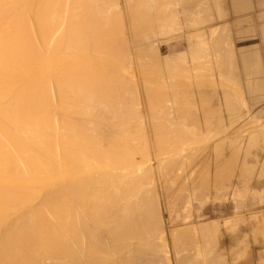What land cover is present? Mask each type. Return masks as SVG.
I'll return each mask as SVG.
<instances>
[{
    "label": "bare ground",
    "instance_id": "1",
    "mask_svg": "<svg viewBox=\"0 0 264 264\" xmlns=\"http://www.w3.org/2000/svg\"><path fill=\"white\" fill-rule=\"evenodd\" d=\"M0 264H264V0H0Z\"/></svg>",
    "mask_w": 264,
    "mask_h": 264
}]
</instances>
